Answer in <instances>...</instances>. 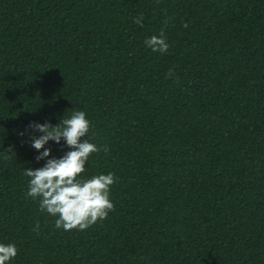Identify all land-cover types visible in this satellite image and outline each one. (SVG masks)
<instances>
[{"label": "trees", "instance_id": "16d2710c", "mask_svg": "<svg viewBox=\"0 0 264 264\" xmlns=\"http://www.w3.org/2000/svg\"><path fill=\"white\" fill-rule=\"evenodd\" d=\"M81 110L114 208L64 231L20 133ZM0 242L11 264H264V0H0Z\"/></svg>", "mask_w": 264, "mask_h": 264}, {"label": "clouds", "instance_id": "9594fccd", "mask_svg": "<svg viewBox=\"0 0 264 264\" xmlns=\"http://www.w3.org/2000/svg\"><path fill=\"white\" fill-rule=\"evenodd\" d=\"M142 21V16L134 20L137 24ZM144 43L161 54L169 49L163 30L159 36H151ZM91 124L87 113L81 110L67 118L63 116L56 125L34 121L20 133L22 137H28L30 146L37 151L36 162L44 161L42 167L24 171L29 178L26 194L38 198L41 211L55 217L56 228L64 231L87 230L106 219L114 208L110 192L118 179L115 174L99 173L90 178L82 175L91 154L100 151V147L92 142ZM50 142L69 150L56 157L53 149L46 147ZM18 252L15 243L0 242V264H11Z\"/></svg>", "mask_w": 264, "mask_h": 264}]
</instances>
